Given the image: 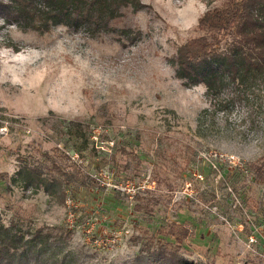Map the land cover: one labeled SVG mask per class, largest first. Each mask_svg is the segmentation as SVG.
<instances>
[{
    "label": "rangeland",
    "instance_id": "obj_1",
    "mask_svg": "<svg viewBox=\"0 0 264 264\" xmlns=\"http://www.w3.org/2000/svg\"><path fill=\"white\" fill-rule=\"evenodd\" d=\"M140 1L97 35L0 8V228L31 240L29 264H129L161 244L264 264V73L220 103L183 85L169 59L226 0Z\"/></svg>",
    "mask_w": 264,
    "mask_h": 264
},
{
    "label": "trees",
    "instance_id": "obj_2",
    "mask_svg": "<svg viewBox=\"0 0 264 264\" xmlns=\"http://www.w3.org/2000/svg\"><path fill=\"white\" fill-rule=\"evenodd\" d=\"M144 5L140 0H0V8L7 10L5 19L23 29L47 31L62 23L90 35L115 30L111 22L123 15L122 9L136 11ZM197 26L204 33L187 39L169 59L176 77L186 86L203 83L207 97L218 103L225 93L238 97L240 89L251 86L252 76L264 73V0H226L209 7ZM228 34L230 40L221 45ZM29 242L11 227L0 228V264H29ZM129 264L199 263L161 244Z\"/></svg>",
    "mask_w": 264,
    "mask_h": 264
},
{
    "label": "clouds",
    "instance_id": "obj_3",
    "mask_svg": "<svg viewBox=\"0 0 264 264\" xmlns=\"http://www.w3.org/2000/svg\"><path fill=\"white\" fill-rule=\"evenodd\" d=\"M204 10L207 11V8L205 7ZM7 54H8L7 52L4 53V55H7Z\"/></svg>",
    "mask_w": 264,
    "mask_h": 264
}]
</instances>
